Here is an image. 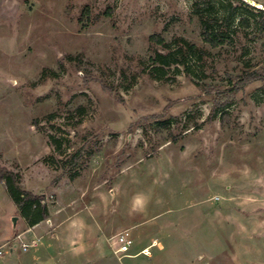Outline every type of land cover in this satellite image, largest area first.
I'll use <instances>...</instances> for the list:
<instances>
[{
    "label": "rangeland",
    "instance_id": "obj_1",
    "mask_svg": "<svg viewBox=\"0 0 264 264\" xmlns=\"http://www.w3.org/2000/svg\"><path fill=\"white\" fill-rule=\"evenodd\" d=\"M194 2L0 0V168L20 173L61 218L78 212L104 245L131 229L130 254L151 252L119 260L110 248L93 264H264V82L230 91L264 71L262 18L233 4L252 25L235 22L212 48ZM152 36L210 55L159 81L151 57L166 51ZM164 119L170 131L158 129ZM0 187L12 231L21 212Z\"/></svg>",
    "mask_w": 264,
    "mask_h": 264
},
{
    "label": "trees",
    "instance_id": "obj_2",
    "mask_svg": "<svg viewBox=\"0 0 264 264\" xmlns=\"http://www.w3.org/2000/svg\"><path fill=\"white\" fill-rule=\"evenodd\" d=\"M207 3L205 7H202L200 0H195L193 3V7L195 8V14L199 17L201 27H202V37L203 40L208 43L212 48H218L226 44L228 39L227 31L235 22H237V26L240 28L250 27L252 25V19L249 16L245 15H236V10L233 4L241 3L243 6L247 8V10H256L259 12L261 16V22L264 26V9L257 8L255 6L250 5L245 0H217L216 3L211 2V0H205ZM227 3L228 6H224L223 4ZM260 5L259 3H257ZM223 5L228 8L229 11L223 14L222 16H218L216 12V6ZM264 7V5H262ZM238 17V19H237ZM237 20V21H236ZM151 42H155L156 44L162 46L166 53L154 50L152 60V67L150 70V75L159 81H163L167 79L168 70L172 66H183L188 74H191L190 69V60L196 58L198 61L203 60L205 57L210 55V52L204 48H201L195 44H191L186 39L180 37L176 38L173 43H167L165 39L161 36H152L150 38ZM72 59V57H69ZM46 73L43 74L42 78H44ZM53 76H58L55 72H52ZM168 81V80H167ZM257 81L264 82V71L258 72L253 71L251 73H247L235 86L233 90H230L232 94L243 89L249 84H252ZM231 104V99L227 97L222 101H217L214 111L213 117H217L219 112L224 111ZM86 111V108L81 106L77 109V112L80 115H83ZM227 113H222L221 116L224 118ZM160 117H157V119ZM156 125L159 130H168L170 131L172 120L164 119L161 121H157ZM51 140L53 137H50ZM58 142V141H56ZM60 148V146L58 147ZM80 154V153H79ZM51 158V157H50ZM79 158L78 156L74 157V161ZM75 174L71 175V178H75ZM22 176L20 173L16 172L15 169L12 168H0V183H3L5 189L10 196L13 203L21 212V216L25 218L29 226H35L42 221H46L49 219V208L46 202V198L44 194L36 195L30 191H27L21 186Z\"/></svg>",
    "mask_w": 264,
    "mask_h": 264
},
{
    "label": "crops",
    "instance_id": "obj_3",
    "mask_svg": "<svg viewBox=\"0 0 264 264\" xmlns=\"http://www.w3.org/2000/svg\"><path fill=\"white\" fill-rule=\"evenodd\" d=\"M3 185V183H0ZM1 191L3 187H0ZM3 198L11 204V198L5 187ZM13 202V201H12ZM50 217L35 226H29L25 218L19 217L17 229H8L9 225L2 219L0 210V247L13 243L5 252L0 264H93L109 255V237L105 245L87 231L78 212H69L61 218V211H53L48 205ZM21 227L19 229V224ZM40 239V243L30 250L17 252L22 243ZM19 246V247H18ZM108 246V247H107ZM107 247V248H106Z\"/></svg>",
    "mask_w": 264,
    "mask_h": 264
},
{
    "label": "built area",
    "instance_id": "obj_4",
    "mask_svg": "<svg viewBox=\"0 0 264 264\" xmlns=\"http://www.w3.org/2000/svg\"><path fill=\"white\" fill-rule=\"evenodd\" d=\"M110 248L112 249L113 254L119 259L122 260L126 257L135 258L138 255H144L151 257V252L149 248L143 249L139 254L132 255L130 254L132 249L135 246V237L131 229L123 230L117 235L108 239ZM40 243V239H34L28 243H22L21 249L26 252L31 248L37 246ZM13 247V243H7L4 246L0 247V259L5 256V252L9 251Z\"/></svg>",
    "mask_w": 264,
    "mask_h": 264
},
{
    "label": "water",
    "instance_id": "obj_5",
    "mask_svg": "<svg viewBox=\"0 0 264 264\" xmlns=\"http://www.w3.org/2000/svg\"><path fill=\"white\" fill-rule=\"evenodd\" d=\"M247 3L257 7V8H261V9H264L263 6H260L258 5L257 3H255L253 0H245ZM18 221H19V217H14L12 218V225H13V229L16 230L17 229V224H18Z\"/></svg>",
    "mask_w": 264,
    "mask_h": 264
}]
</instances>
